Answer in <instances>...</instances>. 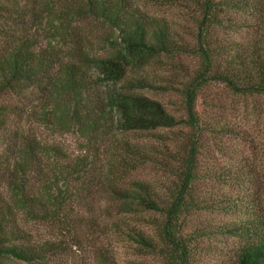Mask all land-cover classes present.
<instances>
[{"label": "trees", "instance_id": "1", "mask_svg": "<svg viewBox=\"0 0 264 264\" xmlns=\"http://www.w3.org/2000/svg\"><path fill=\"white\" fill-rule=\"evenodd\" d=\"M241 1L246 6L247 0L220 3L224 8H236ZM193 2L200 18L195 21V45L189 47L163 19L141 11L135 0H0V34L6 38L0 44V132L5 134L2 144L11 164L6 169L9 196L0 194V264L11 260L48 264L50 254L61 249L60 244L50 242L33 244L23 224L55 225L66 233L73 230L66 214L74 202L71 182L89 177L101 156L98 146L108 136L179 124L180 120L170 116L158 101L137 92L148 84L143 77H129L131 71L137 72L161 56L198 57L199 67L182 90L185 124L195 133V101L202 87L218 83L235 94L264 96V21L255 25L254 38L244 47L234 39L212 35L220 24L214 14L218 1ZM79 21H96L108 31L102 55L84 51L75 33ZM227 22L229 29L241 28ZM37 32L57 40L35 51ZM215 58L219 59L218 66ZM91 74L95 75L93 81ZM32 91L40 96L38 111L32 113L36 120L52 132L75 135L82 141L83 155L68 162L56 145L26 137L19 127L8 130L12 116H20L23 110L11 106L7 98ZM195 156L191 144L180 161L178 185L164 199L145 182H135L126 190L108 185L120 213L150 212L162 217L156 225L159 245L142 230L133 229L128 236L140 250L156 252L166 264H190L194 237H186L184 229L191 212L199 208L191 194ZM113 158L116 164L108 165V173L103 175L106 181L117 182L122 174L148 161L143 152L126 142L120 144ZM224 230L243 241L233 264H264V223H243L232 231ZM105 261L110 264L107 258Z\"/></svg>", "mask_w": 264, "mask_h": 264}, {"label": "rangeland", "instance_id": "2", "mask_svg": "<svg viewBox=\"0 0 264 264\" xmlns=\"http://www.w3.org/2000/svg\"><path fill=\"white\" fill-rule=\"evenodd\" d=\"M193 1L196 0H135L141 11L163 19L189 47L195 45V21L200 18L199 8ZM214 14L220 24L212 35L228 41L234 39L248 47L254 38L255 25L264 21V0H247L246 6L241 1L236 8H224L220 3ZM26 19L30 26L31 20ZM227 20L241 28L229 29ZM32 27L33 24L30 29L34 30ZM75 33L85 52L104 53L108 31L100 23L79 21ZM37 34L35 51L43 48L46 42L57 40L46 39L49 35L45 33ZM3 42L6 38L0 34V44ZM214 62L218 66L219 59L215 58ZM199 63L200 59L190 54L161 56L143 69L128 74L129 77H143L148 86L137 92L158 101L180 122L175 127L151 132L128 135L114 132L98 146L101 156L95 161L89 177L72 180L70 185L74 201L66 212L70 226H74L70 233L60 231L55 225L23 224L33 244H60L61 249L50 254L48 264H107L105 258L110 264H166L156 252L140 250L128 236L133 229L142 230L159 245L156 225L162 217L150 212L120 213L108 185L126 190L132 189L135 182H145L164 199L178 185L180 161L191 144L196 153L191 194L199 208L191 212L184 229L186 237H194L190 264H233L243 241L228 236L224 229L232 231V227L240 228L243 223H264V96L235 94L218 83L202 87L195 101L198 116L195 133L185 124L187 115L182 90ZM94 77L91 74L92 81ZM38 93L32 91L18 98H7V103L23 110L20 116H12L8 130L22 128L26 137L47 146L56 145L67 158L65 161L72 162L84 153L82 141L70 133L52 132L36 120L32 113L38 111ZM3 135L0 132V194L8 197L10 177L6 169L11 164L8 165L10 158L2 144L5 143ZM193 136L196 138H191ZM122 142L136 146L148 161L135 171L122 174L116 183L106 181L103 175L116 160L113 157ZM7 264L26 263L11 260Z\"/></svg>", "mask_w": 264, "mask_h": 264}]
</instances>
